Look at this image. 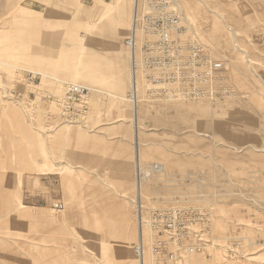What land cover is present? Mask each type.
<instances>
[{"label": "rangeland", "instance_id": "rangeland-1", "mask_svg": "<svg viewBox=\"0 0 264 264\" xmlns=\"http://www.w3.org/2000/svg\"><path fill=\"white\" fill-rule=\"evenodd\" d=\"M172 2L225 63L217 101L132 104L135 0H0V264H141L139 192L211 214L186 264H264V0ZM69 85L86 108L63 103Z\"/></svg>", "mask_w": 264, "mask_h": 264}, {"label": "built area", "instance_id": "built-area-1", "mask_svg": "<svg viewBox=\"0 0 264 264\" xmlns=\"http://www.w3.org/2000/svg\"><path fill=\"white\" fill-rule=\"evenodd\" d=\"M187 26L172 0H135L132 30L126 39L132 58L129 100L134 106L142 92L152 101H217L225 95V63ZM90 92L84 86L69 85L63 103L80 101L86 108ZM153 167L161 166H151L154 173ZM144 172L139 168L138 178ZM137 217L141 234L135 253L141 264H186L190 253L205 247L213 225L208 212L182 206L146 208L140 197Z\"/></svg>", "mask_w": 264, "mask_h": 264}, {"label": "crops", "instance_id": "crops-1", "mask_svg": "<svg viewBox=\"0 0 264 264\" xmlns=\"http://www.w3.org/2000/svg\"><path fill=\"white\" fill-rule=\"evenodd\" d=\"M87 153L88 152L86 150L83 151L81 148H79L77 146H74V150H72L70 152V154H71L70 155V159L74 163V168L81 169L82 170L83 168H88V167H92L93 166L92 159L89 157V155H87ZM111 161L114 164L115 174L118 175V176H121V175L117 171L120 168H122L123 165L126 166L127 163H128V165L131 164V161L130 160L123 159L120 155L113 157ZM127 177H128V180L131 181L132 175L131 174H128ZM116 238H120V239L126 240L127 243H128L129 240H130V235H129L128 232H126L125 227H122L121 230H120V232H119V234L118 235L116 234ZM126 244L124 243L122 245L123 246H127Z\"/></svg>", "mask_w": 264, "mask_h": 264}, {"label": "bare ground", "instance_id": "bare-ground-1", "mask_svg": "<svg viewBox=\"0 0 264 264\" xmlns=\"http://www.w3.org/2000/svg\"><path fill=\"white\" fill-rule=\"evenodd\" d=\"M177 10L179 11L178 7H177ZM24 11V10H23ZM22 11V12H23ZM180 12V11H179ZM182 15V14H181ZM33 30V29H32ZM205 45V44H204ZM206 46V45H205ZM207 47V46H206ZM208 48V47H207ZM209 49V48H208ZM39 57V56H38ZM40 58V57H39ZM226 78V77H225ZM93 81V80H91ZM135 116L137 117V114H135ZM153 170H154V173L158 174V173H161L162 172V167H159V170H155L154 167H153ZM145 174H148L149 172H144ZM145 174H142L140 177H139V181H138V188L140 187V182H141V179H143V177L145 176ZM139 195H140V198H141V194L139 192ZM141 201H142V198H141ZM145 236V235H144ZM124 247H127V246H124Z\"/></svg>", "mask_w": 264, "mask_h": 264}]
</instances>
